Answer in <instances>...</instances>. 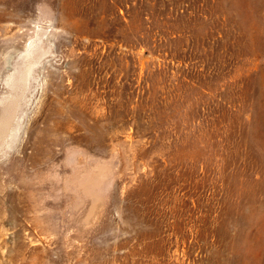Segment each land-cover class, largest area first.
Segmentation results:
<instances>
[{"label": "rangeland", "instance_id": "1", "mask_svg": "<svg viewBox=\"0 0 264 264\" xmlns=\"http://www.w3.org/2000/svg\"><path fill=\"white\" fill-rule=\"evenodd\" d=\"M0 264H264V0H0Z\"/></svg>", "mask_w": 264, "mask_h": 264}, {"label": "trees", "instance_id": "2", "mask_svg": "<svg viewBox=\"0 0 264 264\" xmlns=\"http://www.w3.org/2000/svg\"><path fill=\"white\" fill-rule=\"evenodd\" d=\"M148 92L146 90V93ZM142 104L147 108V113L146 116H141L139 119L135 118L136 137L150 139L149 144L151 146L167 139V141H170L171 150L182 146L187 136V127L180 124L176 117L178 114L175 112V108L182 106L180 97L174 93H161L156 100L148 101L145 95ZM173 173L174 171H171L170 175L173 176Z\"/></svg>", "mask_w": 264, "mask_h": 264}]
</instances>
